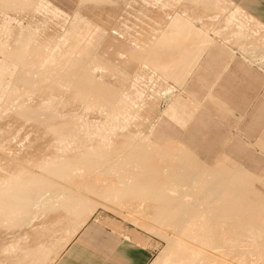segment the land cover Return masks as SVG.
I'll list each match as a JSON object with an SVG mask.
<instances>
[{
	"label": "bare ground",
	"instance_id": "1",
	"mask_svg": "<svg viewBox=\"0 0 264 264\" xmlns=\"http://www.w3.org/2000/svg\"><path fill=\"white\" fill-rule=\"evenodd\" d=\"M16 1L18 5H24V8L32 9L34 13L52 14V19L62 20L63 22H60V24L62 23L61 31L63 32L56 33V37L44 41L41 39L43 36L40 34L41 28L39 33H33L30 30H23V26L19 25L17 30L12 31V29L9 30L8 23L0 24V44H2L0 46V56L4 57V60H0V100L7 98L12 103L11 107L15 106L17 108V114H14L13 121H11L7 116L10 108L0 106V139L4 140L2 143H7L21 136V130L18 126H24L26 123L23 117L26 121L35 120L33 125L38 130L45 127V131L42 130L44 135L42 132L40 134L47 137V139L50 137L49 134L54 132L52 138L48 139L46 146L41 143L44 140L36 143L40 142L42 147L34 144V141V143L32 142L33 145L30 144V146L20 148L18 151L15 150L13 155L7 154L3 149L4 146L0 143V158L10 159L9 161L6 159V165L2 166L0 170V227L6 229L7 225L4 224H19L20 226L27 224L26 222H29L33 217L35 218L34 210L39 205L42 208L41 215L39 214L41 217H45L50 213V215L55 213L57 215L55 214L56 217L52 215V218L49 217L51 219L48 222L41 223L40 226L38 225V227L28 232L27 237L24 236L23 239L16 240L17 243L7 244L0 250H3L9 256L16 257L17 252L15 250L18 244L27 239L25 255L22 258L19 257L21 258L19 263L12 260L14 264H38L41 263L45 254L53 255L49 264H54L61 252L85 224L86 219L91 217L98 207H103L105 210L106 208L107 210L115 209L123 203V201L122 203L120 201L122 195L129 194L131 189L138 188L137 193L142 190L145 192L157 190L155 191L157 197L160 194L162 198H165L167 193L168 196L171 194L174 197L172 202L171 199L164 200L165 204L162 206L165 208V211L162 210L164 216L162 220H159L160 222L170 219L175 221L172 230L167 228L166 231L163 228L166 227L165 223H163L164 226L158 223V228H154V225L150 227L148 226L150 222H146V226L152 228L153 231L162 232L165 229L163 233L164 238H169L167 240L170 254L172 251L178 256L177 261H174L172 257L170 259L165 257L166 260L160 261L161 264H200V260L204 261L205 259L208 263L203 261L201 263L240 264L242 261L246 262V259H249L253 253L258 252L261 259L257 254L259 258L254 260H256L255 262L261 260L260 264H264V255H262L264 254V241H259V238L264 239V197L258 195L260 200H246L248 198L246 195L250 194L249 190L247 191V188L250 187L247 178L237 176L233 180L236 181L234 186L239 185L241 188H246L245 191H239L238 188H233L231 179H218L217 174L211 169L214 174L210 173L208 175L210 177L203 176L200 173L199 175H191V173H194L193 167L191 166V168L187 162L184 163L189 166L182 165L184 160L188 162L192 160L193 157L189 153L184 150H175L171 153L164 152L151 143L148 133L145 134L142 131L143 124L148 122L149 116H151L148 114L160 101L155 98L158 100L156 105L155 102L148 101L149 91L146 92L147 94L143 91L147 86L146 82L143 88L140 85L142 83H139L141 87L138 84L132 85L129 92L124 93L116 104H112L103 95L104 93H101L98 89H89L78 81L79 75L84 69L85 61L90 59L94 52L87 49L89 48L88 41L90 44L96 42L99 38L96 32L99 33L102 27L93 25L88 20L82 21V26H80L76 23V21H80L79 15L75 17L65 16L59 10L50 6L46 0ZM158 2H161L160 8L162 10L166 8L167 11H175L174 0H157L156 6ZM4 7L6 8V0H0L2 11ZM171 11H168L169 14ZM237 18L240 20H237ZM164 20L162 19V21ZM166 20L163 24L167 23L168 20ZM235 22L239 23L240 29L247 27V30H251L258 39L261 36L264 37L263 26L252 18H248L240 10L232 13L228 21L230 24ZM162 25L163 29L164 25ZM102 33L105 32H101L100 37L105 35H102ZM39 34L42 36L40 37ZM94 34L97 38L93 37ZM152 35V39H154L159 33L155 36L152 32ZM92 38L97 40L93 42ZM5 39L6 41H4ZM10 42L13 44L10 45ZM97 42L99 43V40ZM150 42L153 43L152 40ZM150 42L147 44H151ZM240 46L242 45L240 44ZM18 67L22 70L15 73V69ZM144 68L146 69V67ZM141 72L145 74L147 70L146 72L144 70L145 73L143 70ZM152 75L154 74H151L149 79ZM145 77L148 78V75L145 74ZM161 80L163 79L161 78ZM147 81V83H150L149 80ZM152 82L157 83L152 80L151 86L156 85ZM73 86L78 89L74 90ZM147 90L153 91V88ZM57 93L61 95L73 93V96L71 95L73 102L79 100L85 105L84 109H80L83 111L81 114H89L94 110H98V112L108 111V108L111 109V112L108 111L109 114H106L105 118L102 117V123L88 121L87 119H84V121V116L89 119V116L85 114L79 115L80 118L74 116L73 120L62 124L63 121H59V115L64 119L65 112L62 115L59 109H61L62 104L67 103L69 97L58 98L55 96ZM152 104L155 106L150 108ZM132 110L134 112H131ZM144 113L147 114L144 115ZM152 126L153 123L149 126L148 132ZM29 128L34 130L31 125ZM55 140L57 142L52 143ZM117 141L122 142V146L118 150L114 146L112 151L114 149L115 151L110 153V149ZM113 157L118 159L115 160V163L110 162ZM93 159L96 162H93ZM178 159L183 161L179 162ZM110 163L111 165H108ZM105 165L107 166L105 170L102 172L101 169L100 172V168L105 167ZM188 172L191 176L189 174L188 176H182ZM173 173L178 174L177 176L180 175L176 182H172L173 177L168 176V174L172 175ZM158 174L162 176L159 175V178L155 176ZM164 175L168 176L169 179ZM141 176L147 177V179L145 180L144 177L142 179ZM160 178L162 182H157ZM183 180L184 183H182ZM192 188H194L193 191L195 188L196 191L197 189L199 191L190 194L188 190L191 189L192 191ZM155 192L153 191V193ZM159 198L161 197L159 196ZM140 206L143 207L142 204ZM158 206L161 207V203L160 205L158 203ZM190 206L194 207L190 208ZM61 209H65L62 212L66 211L64 214L65 216L68 215V218H64L62 213H58ZM86 213L90 216L85 219L83 216ZM143 213L140 214L143 215ZM69 218L71 219L68 220ZM68 221H71L72 229L67 228ZM77 221H80L79 224L83 223V225H76ZM253 229H256V232ZM257 229L260 231H257ZM61 233H66L67 236L65 238L61 237ZM236 252L240 253L241 260L243 258L241 255H245L242 261L238 262L237 259L240 258L233 256ZM205 253L206 255H204ZM247 254H251L249 258ZM203 255L206 258L200 259ZM3 256L7 255L4 254ZM23 259L24 262H22ZM4 261L6 262V260ZM253 262L247 264H254L255 262ZM0 264H3V261L1 263L0 260Z\"/></svg>",
	"mask_w": 264,
	"mask_h": 264
},
{
	"label": "rangeland",
	"instance_id": "2",
	"mask_svg": "<svg viewBox=\"0 0 264 264\" xmlns=\"http://www.w3.org/2000/svg\"><path fill=\"white\" fill-rule=\"evenodd\" d=\"M49 1L52 2L55 6L61 8L62 10L70 14L71 16H74L75 14H79V16H81V17L78 16L80 21H76V23L80 26H82V21H86L82 18L84 17L92 20L94 25L98 24L100 27H102V29L101 28L100 29L103 31L99 30L100 34L96 32V35H99L98 36L99 38H97L95 34L93 36L94 38L96 37L99 40V43L97 42L98 41L97 39H93V38H92L93 40L91 39L93 42L96 40L97 41L91 44L88 41L89 48L87 49H89L90 52L94 51V53L92 54L90 59L86 60L87 62L85 61L84 69L79 75L78 81L80 83L82 82L84 86L88 87L89 89H98L101 93H104L103 95H105V97L109 100L110 103L116 104L119 98L124 93L129 92L130 89L132 88L131 85L130 89L127 90L126 92L123 93L121 91V90H125L129 85L131 79L128 77V75L134 74V72L139 68L141 63L144 61V57H145L144 52H142L139 48L134 47L132 45V42L137 41L140 44H142V46H144L146 42L152 39L153 37L152 32H154L156 28H158V30H156L155 32L160 31L161 17L162 16L166 17V15L162 13L160 9L152 8L151 5H148L145 2V0H100V1L49 0ZM186 5L188 6V8L194 9V11H196V12L193 11V13L196 14L201 13L200 11L201 8L199 6L197 7L196 5L192 4L190 0L186 2ZM3 9L4 10L2 11V9L0 8V24L2 25L8 23L9 30L12 29V31H15L17 30L19 25H22L23 30L26 31L30 30V32L39 33V29L41 28L40 34H42L43 36L40 34L39 35L40 37L42 36L41 39H43L44 41H48L52 39V37H54L56 33L58 34L59 32H63L61 31L62 23L60 24V22H63L62 20L52 19L51 17L52 14L46 15L41 13H34L32 9L29 10L24 8V5L22 6L18 5L16 0H6V8L4 7ZM174 10L175 11H171V10L168 11H171L176 14L179 8H176ZM148 15L150 16L151 21L146 20L145 16ZM41 23H43L42 24L43 26L40 25ZM197 25L199 26L200 24L198 23ZM116 29L118 32H122L125 34L124 38H120L119 35L113 34V31H116ZM101 32H105L102 33V35L105 34L103 37L102 36L100 37ZM224 39H225L224 37H220V38H216L215 40L219 44L224 45ZM4 41H6V39ZM11 44L13 43L10 42V45ZM1 45L2 44H0V46ZM93 46L95 49L93 48ZM252 46L253 48L249 47L247 48L248 50L244 51L243 53L240 52V49L238 48L239 46H235L236 51L238 52V54L236 55V60H239L241 56L246 57L250 61L251 59L254 60L259 57L262 58L264 56V44L262 45L257 44ZM211 55L213 54L206 53L203 60H201V63L199 64L200 66L196 69V71L193 74H191L187 79L183 78V80L181 81H177V79L173 78L168 72L161 70L158 71L161 73L165 72L166 74L163 73L165 77L162 78L163 80L156 77H155L156 79L154 78V80L157 83H155L156 86L153 89L154 92L149 91L148 98L151 99L152 97H154L152 98L153 100L151 99L150 101L155 102V105L157 104L158 100L160 101L157 104V106L153 104L152 106L150 105L151 106L150 108L154 106L155 107L152 109L151 111L152 113L150 112V114H148L151 116H149L150 118L148 122H145L143 124L144 128L142 129V131L145 134L149 133L148 132L149 126L152 123H154L156 119L159 118V121L156 125L154 132L156 135L161 133L162 135L165 136V138L158 139L159 140V141L157 140L158 143L160 145L162 144V147L168 152L172 151L173 147L177 143L186 147L190 152L189 154H191V156H193V158L195 159L192 158V160L188 162L186 160L183 161L182 158V159H178V161L179 160H180L179 162L183 161L182 162L183 164L182 163L181 164L184 166H186L184 162H187L189 163L190 167L191 166L193 167L194 173H191V175L193 174L199 175L200 173L203 176L210 177L208 176L210 173L214 174L215 172V174H217L216 172H220L221 175L226 178H233L234 176L238 175L239 173L238 170L240 169L239 166L243 165L249 168L250 170H252L254 175L257 176V178L250 177V179L247 181L249 183L248 186H250L249 188H247V191L249 190L248 192L250 194L246 195L248 196L246 200L247 201L257 200V199L260 200V197H264V118L258 116V114L255 111V108L257 106H260L261 104H264V73H263L264 69L261 68L262 66L264 67V62L260 64L261 66L256 65L255 67L249 66L250 64L246 62L245 68H238V67L235 68L234 63L232 62L229 68L225 70L224 69V66L226 65L225 62L212 63L209 61L210 66H205V62H207L209 56ZM0 60H4V57L0 56ZM257 66H259L263 72L258 70ZM21 70L22 69L18 67L15 69V73H18ZM85 70H87L88 72L94 75L95 80L93 82H90L89 79H85L83 77V74L87 72ZM84 80H86L87 83L83 82ZM72 88L74 90L78 89L75 86H73ZM168 90L172 91L171 96L170 94L168 95L165 94ZM150 93L151 96L149 97ZM160 93L162 94L161 97H160L161 95ZM72 94L73 93H68L67 95H61L60 93L55 94V96L58 98L69 97L67 98V103L69 102L68 103L69 107L67 108L68 104L65 103V105L62 104L60 107L61 109H59L60 114L62 113L63 115L65 112V116H63L64 119L61 117V115H59L60 116L59 121L60 122L63 121L62 124L66 122L68 123L69 120L70 121L73 120V118H75L74 116H76V118L77 116L78 118H80L79 115L82 116L86 114V113L81 114L83 113V111L80 110V109H84L85 106L84 103L82 104L81 103L82 101L79 100H77L79 101L78 103L77 101L73 102V100L71 99ZM178 96L183 97L188 106V108L186 109V113L188 114L184 116V119L186 121L185 125L179 123L176 120V118H174L172 113L167 112L168 104L172 101V99H175ZM155 98L158 100H156ZM223 103L225 104L226 107L222 105ZM195 104H198V107H196ZM11 105H12L11 101L8 100L7 98H3L0 100V106H7L8 108H10V111L8 112L7 116L8 119L13 121L14 114H17V108L15 106L11 107ZM150 108L149 110H151ZM108 111L110 113L111 109L108 108ZM108 111L98 112V110H94L93 112L91 111L89 114L88 113L86 114V116L87 115L89 116V119L85 118V116L84 118L83 117L82 118L83 120L87 119L88 121L89 120L94 122L99 121V123H102L103 118H105L106 114H109ZM131 112H134V110H132ZM192 112L194 114H190ZM77 113L78 115H76ZM146 114L144 113V115ZM23 119L26 122L24 126H18L19 129L21 130V136L7 143H2L4 140L0 139V143H2L1 145L4 146L3 149L7 154L13 155L15 150L18 151L20 148L23 147L25 148L27 146H30V144H32V142L34 143V141H35L34 144H36L38 141L44 140L41 143L42 145L46 146L47 145L46 143H48L50 138H52V134H54V132L50 133L51 135L49 134L50 137H48L49 139L48 140L47 137H43L44 134L42 130L45 127H43V129L41 128V130H38V128H36V126L33 125L35 124V120L26 121L25 117H23ZM17 124L15 125L17 126ZM30 125L31 127H34V130L33 129L30 130L29 128ZM41 132L43 135L40 134ZM41 136L45 139H43ZM152 138H154L153 135ZM35 139L38 140L36 141ZM56 142L57 141L55 140L52 143H56ZM39 143L36 145L42 147L41 143L40 144ZM121 144L122 142L120 141H117V143L115 142V145H113V147L110 149L111 151L109 150L110 153L115 151V149L118 150L120 146H122ZM114 146L115 149L112 151ZM6 159L8 161L10 160L9 158H5V157L0 158V170L2 169V166L6 165L5 164L7 163ZM115 160L117 161L118 159L113 157L111 158L110 162L115 163L116 162ZM195 160L204 161L210 167L207 166L205 167L203 165H200ZM92 161L96 162V160L94 159ZM191 162L192 164H190ZM108 165H111V163ZM106 167H107L106 165L105 167H101L100 172L101 169L103 172ZM210 169L213 170L214 172L211 171ZM188 174L190 175V173L188 172L186 175L184 174L182 176H188ZM159 175L160 177L162 176L161 174L155 176H158L159 178ZM169 175L170 177H173L172 182L178 181L177 178L180 176V175L177 176L178 174L175 175L174 173L172 174L173 176L171 174H168V176ZM168 176H166V178H168ZM217 176L218 179H223V177H221L220 175L217 174ZM143 177L141 176L142 179L145 178ZM146 179L147 177L145 178V180ZM231 180L233 181L235 180V178ZM160 181L162 182L161 178L157 182ZM181 181L179 180V182ZM224 181L226 182L225 179ZM235 182L236 181L232 182L233 188L235 189L238 188L239 191L246 190V188H241L239 185L234 186ZM182 183H184V180ZM137 189L138 188L134 190L131 189L129 194L122 195L123 198L121 197L120 201L121 203L123 201L122 203L124 204L123 208H122V204H120L121 206L119 207L116 208L114 207L115 209H112L114 211L107 210V208L105 210V208L103 207L102 208L98 207L95 213L93 214V216L89 218L90 219L95 218L104 221L107 220L111 222L110 224H112L113 226L115 225L124 230L132 231L133 234L138 235V238L140 240H142L145 244H147L149 247L155 250V258L152 264H155L158 260L159 263L158 262L157 263L161 264L160 261L166 260V258L170 259L171 257L174 261H177L178 256L175 253H172V251L170 254L169 243L167 240L168 237L164 238V233H163L165 232V229L167 231V228L168 229L170 228L169 230H172L174 228L172 225L175 224V221L170 219L172 221L171 224H170L171 222L170 220H167L165 222L159 221L162 220L164 216L163 211H165V208L162 207L165 204L164 200L171 199L172 202V200L174 201L173 199L174 197H172L170 192L169 194L171 196L170 195L168 196L167 195L168 191L167 192L165 191L167 194L164 193L166 196L165 198H162V195L160 194H158L157 197L156 194L157 192H155L157 190H153L155 193H153V191L145 192L142 190L141 192L139 191L138 194L136 191ZM193 189L194 188H192V191L191 189H189L188 192H190V194H194L196 188L194 191ZM198 191L199 189H197L196 192ZM159 196L161 198H159ZM127 201L128 202L130 201L129 204ZM163 201L164 203H162ZM158 203L159 205L161 203V207L158 206ZM141 204L143 206L142 208L140 206ZM193 207L194 206H190V208ZM155 208H157L158 210ZM64 210L65 209H61L59 210L60 212L58 211V213L60 214L62 213L63 214L62 216L64 218L65 217L68 218V215L65 216L64 214L66 211L62 212ZM135 211L139 213V215H141L140 213L144 212L143 215L144 214L145 215L144 216L141 215V217L142 218L144 217L143 219L145 220L149 219L148 221H150L152 216L155 215L154 224L155 223L156 224L154 228H158L159 225L161 224L163 225V223H165L166 227L164 226L165 224L163 225L164 226L163 228L165 229L162 228L164 231L157 232V230H155L156 231L155 232L153 230L151 231L148 228L143 227L139 223L137 217L133 216ZM41 212H42V208L40 207V205L36 206L34 210L35 218L33 217L32 219H30L31 221L29 220V222H26L27 224H22L23 226H20L19 224H15V225L4 224L5 226L7 225L6 229L0 227L1 229L0 249L2 247L7 246V244L9 245L14 243L18 239H23L24 236L27 237L28 232L38 227L39 224L48 222L52 218L51 216L56 214L55 213L50 215L51 214L50 213L48 214L49 216L45 214L46 215L45 217L44 216L41 217L40 216ZM161 214L162 216H160ZM56 215L54 217H56ZM88 216L90 215L86 213L83 217H85L86 219ZM49 217L51 218L49 219ZM89 218H87L86 221ZM70 219L71 218H69L68 220ZM70 222L71 221H68L67 223L68 229H72ZM79 222L80 221H77L76 225L79 224ZM158 223L159 225L157 226ZM167 224L170 225L168 226ZM80 225H83V223H80L79 226ZM2 227L4 226L2 225ZM253 230H255L254 232H256V229ZM257 231L260 230L257 229ZM60 236L65 238L67 234L61 233ZM260 240L264 241V239L262 238H259V241ZM26 241L27 239H25L24 242L22 241V243L18 244L15 250L17 252L16 257L11 255L10 257L8 254L3 252V250H0L1 263L2 261L3 264H14V262L19 263L20 259L26 253V249H27L25 245ZM243 244L245 245L246 243ZM244 245L243 247H245ZM2 254L3 255L5 254L7 256H3ZM237 254L238 253L236 252V254L234 253L233 256L235 255L237 256V258H240L239 256L240 253L238 255ZM251 254H247L248 258ZM257 254L259 256L260 253L259 252L253 253L249 259H246L247 257L246 256L245 257L246 262L242 261L245 256L244 254L241 255L243 256L242 260L241 258L237 260L238 262H240L241 260L244 264L250 262L252 263L253 261L254 262L256 261L254 259H258L259 257H260L259 259H261V255L258 257ZM204 255H206V253ZM204 255L203 257H200V259H205L206 256ZM8 256L9 258L7 259ZM20 256L21 258H19ZM51 257H53V255L45 254L41 263L38 264H49ZM3 259L6 260V262ZM12 260H14V262ZM205 260L204 261L200 260L199 263L200 264H205L203 262L208 263V261ZM201 261L203 262L201 263ZM259 261L260 262H255V263L260 264L261 260ZM22 262H24V259L22 260ZM242 262L240 264H243Z\"/></svg>",
	"mask_w": 264,
	"mask_h": 264
},
{
	"label": "crops",
	"instance_id": "3",
	"mask_svg": "<svg viewBox=\"0 0 264 264\" xmlns=\"http://www.w3.org/2000/svg\"><path fill=\"white\" fill-rule=\"evenodd\" d=\"M47 3L53 8L59 10L63 15L68 17L71 16L61 8L55 6L49 0H46ZM87 1V0H83ZM100 1V0H94ZM157 0H145L148 5H151L152 8L160 9L166 17H161L163 20L167 18V23L162 25L161 32L159 31V35L156 32L153 34L158 35L156 38L151 39L153 41L151 44L144 45L147 47L144 48L142 44L134 41L132 45L136 48H139L142 52H144L145 57L144 61L141 63L139 68L132 75H128L131 79L128 87L125 90H121L123 93L130 89V86L133 84H140L143 88L145 87V82L148 86L143 90L145 94H147V89L155 88L156 85L151 86V81L154 80L155 77L164 78L165 75L163 73L168 72L173 78H176L177 81L183 80V78L187 79L191 74H193L196 69L200 66L201 60H203L206 53L213 54L209 56L207 62H205V66H210V62L212 63H220L225 62L226 65L224 69L227 70L231 63H234L235 68H245V63H249L251 67H255L256 65H260L264 62V56L262 58H257L251 61L246 57L241 56L239 60H236V55L238 52L236 51L235 46H239L240 52H244L248 50L247 48L252 45L264 44V37L261 36L259 39L257 36L253 35L251 30H247V27L244 29H240L239 23H228L230 16L236 10H240L243 14H245L248 18H252L254 21L260 23L264 28V0H190V2L197 7L199 6L201 9L200 14L193 13L194 9L188 8L186 2L188 0H174L175 1V9L177 10L176 14L173 12L167 11L165 8L162 10L160 8L161 2L157 3ZM159 1V0H158ZM165 1V0H164ZM165 3V2H164ZM159 6V7H158ZM168 12V14H166ZM196 12V11H194ZM172 13V14H171ZM192 13V14H191ZM171 16V17H170ZM81 17V16H80ZM84 20H89L92 24L93 21L82 17ZM146 20L151 21L150 16H145ZM237 20H240L237 18ZM160 22V23H161ZM200 24L199 26L197 24ZM216 23V24H215ZM94 25V24H93ZM98 25V24H95ZM99 26V25H98ZM244 29V32H243ZM242 31V32H241ZM246 32V34H245ZM213 36H212V34ZM243 33V34H242ZM113 34H117L120 38H124L125 34L122 32L113 31ZM252 34V35H251ZM245 35V37H244ZM248 35V36H247ZM247 36V38H246ZM220 37H224V45L219 44L215 39ZM153 38V37H152ZM190 38V39H189ZM243 38V39H242ZM240 44L242 46H240ZM244 44V45H243ZM142 47H140V46ZM149 46V47H148ZM231 46V47H229ZM245 47V48H240ZM147 49V50H146ZM94 53V52H93ZM212 59V60H210ZM242 59V60H241ZM246 60V61H245ZM210 61V62H209ZM144 66L146 69L143 67ZM261 66V65H260ZM116 67V66H114ZM258 70L262 71L261 68L257 66ZM118 68V67H117ZM147 70L145 73L148 78L145 77V74L141 72V70ZM149 70V72H148ZM159 70L165 71L163 73L158 72ZM87 71V70H85ZM139 71V72H137ZM142 74H141V73ZM263 72V71H262ZM137 73L144 76H140ZM148 73V74H147ZM264 73V72H263ZM138 76H137V75ZM151 74H154L150 77ZM166 74V73H165ZM137 76V77H135ZM154 76V77H153ZM85 79H89L90 82L95 80V77L90 72H85L83 74ZM82 77V79H83ZM149 80L148 81L144 79ZM153 78V79H151ZM140 80V81H139ZM151 80V81H150ZM144 81V82H143ZM155 81V80H154ZM83 82H86L84 80ZM156 82V81H155ZM144 83V84H143ZM139 85V87H141ZM151 86V88H150ZM141 89V88H140ZM149 93V92H148ZM165 94H172V91L168 90ZM148 101L151 100L147 97ZM172 99V98H171ZM198 107V104H195ZM224 107L225 104H222ZM200 106V104H199ZM188 108L185 99L181 96L172 99V101L168 104L167 112L172 113L174 118L181 123L186 124L184 116L186 113V109ZM182 111V112H180ZM256 113L261 118H264V104L257 106L255 108ZM190 114H194L193 112ZM159 121V118L156 119L153 123V126L149 130L148 137L152 144H154L157 148L164 152L166 151L162 144L158 143V139H164L165 136L160 134H155V128ZM258 131V130H257ZM152 135L154 138H152ZM158 140V141H157ZM175 150H184L186 153H190L188 149L180 144H175L173 152ZM169 153V152H168ZM191 155V154H190ZM193 157V156H192ZM195 159V158H193ZM197 163L203 166H208L204 161L195 160ZM238 175L233 178H226L221 175L220 172H216L218 175L225 179H234L237 176L247 178V180L252 178H257L254 175L252 170L245 166H239ZM212 168V167H211ZM114 211V210H111ZM133 215L137 217L140 224L145 228L148 226L154 225L155 215L152 216L151 220L143 219L137 212L135 211ZM138 215V216H137ZM93 216V215H92ZM91 216V217H92ZM90 217V218H91ZM88 219L85 224L80 228L75 237L71 240V242L66 246V248L62 251L58 259L54 264H152L155 258V250L145 244L142 240L138 238V235L133 234L132 231L124 230L117 226H113L110 224L111 222L107 220H98L95 218ZM142 218V219H141ZM141 219V220H140ZM144 221V223H143ZM153 221V222H152ZM148 223V226L147 223ZM149 230L152 228H148Z\"/></svg>",
	"mask_w": 264,
	"mask_h": 264
}]
</instances>
